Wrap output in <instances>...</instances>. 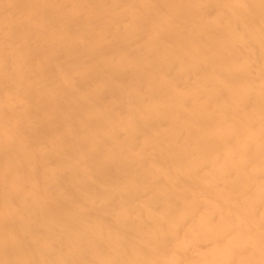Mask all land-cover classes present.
Wrapping results in <instances>:
<instances>
[{"label": "bare ground", "instance_id": "6f19581e", "mask_svg": "<svg viewBox=\"0 0 264 264\" xmlns=\"http://www.w3.org/2000/svg\"><path fill=\"white\" fill-rule=\"evenodd\" d=\"M0 264H264V0H0Z\"/></svg>", "mask_w": 264, "mask_h": 264}]
</instances>
